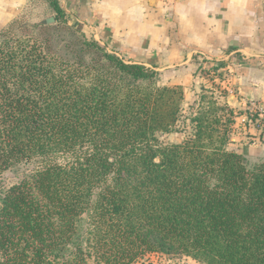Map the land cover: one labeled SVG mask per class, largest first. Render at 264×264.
I'll use <instances>...</instances> for the list:
<instances>
[{
  "label": "trees",
  "instance_id": "16d2710c",
  "mask_svg": "<svg viewBox=\"0 0 264 264\" xmlns=\"http://www.w3.org/2000/svg\"><path fill=\"white\" fill-rule=\"evenodd\" d=\"M45 1L53 24L0 32V173L40 160L1 198L0 264H137L147 253L264 264V161L248 169L228 149L235 114L220 87H200L187 138L155 146L179 119L182 86L156 84L153 67L86 39ZM87 211L92 237L72 246Z\"/></svg>",
  "mask_w": 264,
  "mask_h": 264
},
{
  "label": "crops",
  "instance_id": "0c3cea01",
  "mask_svg": "<svg viewBox=\"0 0 264 264\" xmlns=\"http://www.w3.org/2000/svg\"><path fill=\"white\" fill-rule=\"evenodd\" d=\"M28 1L0 0V30L22 12ZM57 2L68 14L70 25H82L86 37L105 43L127 61L153 67L158 76L166 77L167 81L162 85L186 87V83H190L191 87V80L197 82L203 68L199 64L192 70V61L196 58L202 59L201 62L212 61L213 66H218L219 77L213 75V79H209L211 82L216 78L221 82V70L231 71L230 63L245 59L244 65H239L240 74L232 70L234 77L230 81L222 80V101L235 114L230 142L242 143L243 149L238 151L247 161H264L261 131L238 124L239 120L248 122L244 110L264 109V79L256 75L260 69L245 63L246 60L256 63L264 59V54L257 53L264 49V0ZM206 72L208 77L213 74ZM201 86L196 87L195 93ZM237 110L243 112L237 114ZM140 261L144 264H200L188 256L172 261L157 253L146 254Z\"/></svg>",
  "mask_w": 264,
  "mask_h": 264
},
{
  "label": "rangeland",
  "instance_id": "374dc122",
  "mask_svg": "<svg viewBox=\"0 0 264 264\" xmlns=\"http://www.w3.org/2000/svg\"><path fill=\"white\" fill-rule=\"evenodd\" d=\"M48 17H53L54 18V12L49 8L48 2L45 0H29L24 9L18 16H16L14 19L11 20V22H15L16 24H27L29 26H32L34 24H39L42 20L48 18ZM65 20L66 23L72 27V28H77L79 30V33L82 34L86 39H93V38H88L85 36V33L82 30V25L79 26H72L68 22V14L65 13ZM9 22L8 24H10ZM54 21L51 23L53 24ZM8 24L0 30L7 29ZM21 27V25H20ZM24 32V31H23ZM28 33H31V29H27ZM38 32V31H34ZM25 34L28 35V33L24 32ZM109 48V47H108ZM258 54H264V49L257 51ZM125 59V58H124ZM240 61L237 62H232L230 63V67L232 70L238 72L240 74L239 68L242 67L244 64L245 59H239ZM202 59H193V64H192V70H195L199 64L203 67L202 71L200 73V76L198 75L197 82L192 81L193 85L189 87V84L186 83V87L183 88L184 92V99L181 105V110L179 113V119L176 122L175 126L172 128L171 131L165 132V133H156V141L154 142L155 146H165V145H171L174 143H180L182 140L187 138L189 134L193 130V123L190 121V117L195 113L196 111V104L198 101L200 89L198 90L197 93H195L196 87H199L200 85H206L209 87V85L212 83L209 80V77L206 76L205 74V68L208 66H212L213 64L209 62H201ZM247 62V63H246ZM245 63L250 66V67H257L260 69V71L256 74L257 78L264 79V59L257 61L254 63V60H246ZM239 65H241L239 67ZM205 70V71H204ZM228 71L226 70H221L220 71V79L221 82L218 81V78L214 81L215 84H217L219 87H223L224 84H222V80L225 79L226 81H230L232 77H234V74L232 73L233 71ZM191 75H193V72H191ZM167 81L166 77L162 76H157L155 83L158 85H162ZM169 81V80H168ZM190 81V82H191ZM184 82V80H183ZM219 82V83H218ZM185 83V82H184ZM188 85V86H187ZM235 86V85H233ZM224 88V87H223ZM198 89V88H197ZM215 91V98L218 99L220 103H223L222 101V96L218 94L219 90L223 89H216ZM259 109V110H258ZM237 114L242 113L243 110H237ZM246 114V120L248 122H242L239 120L238 124L240 127H243L244 124H247L248 126H253L257 130H260L261 132V138L264 140V109L258 108V107H253L250 108V110L246 109L244 112ZM262 115V116H261ZM263 124V125H262ZM239 127V128H240ZM239 128H236L235 130L239 131ZM249 140V138H247ZM239 140V139H237ZM241 142V141H240ZM263 142V141H262ZM234 151H238L239 149L242 148V143H238V141H235L233 144L231 142V146L228 148ZM242 154V153H241ZM243 156V155H242ZM64 158L59 157L56 159L58 162H63ZM245 161V165L248 169H252L256 164L260 162L253 163L247 161L243 157ZM40 160L38 159H30V160H23L20 162H14L8 167H6L1 173H0V206H1V198L3 197L4 191L10 187L13 184H17L20 181H22L25 178H28L30 174L39 166ZM90 225H91V220L89 218V211L85 212L84 214L81 215L79 219H77L76 222V228H77V233L74 235L72 246L75 244H81L82 248H85L87 245V238H91L92 236L89 234L90 230ZM91 243V239L90 242ZM149 254V253H147ZM161 257H166L168 256L163 253H157ZM170 259V258H169ZM144 260V259H143ZM173 261V259H171ZM145 261V260H144ZM144 261H140V259L137 261V264H144ZM147 261V260H146ZM143 262V263H142ZM148 262V261H147Z\"/></svg>",
  "mask_w": 264,
  "mask_h": 264
},
{
  "label": "water",
  "instance_id": "95a60500",
  "mask_svg": "<svg viewBox=\"0 0 264 264\" xmlns=\"http://www.w3.org/2000/svg\"><path fill=\"white\" fill-rule=\"evenodd\" d=\"M53 21H54V18L53 17H48V18L45 19V22L47 24H51Z\"/></svg>",
  "mask_w": 264,
  "mask_h": 264
},
{
  "label": "built area",
  "instance_id": "2783aa9c",
  "mask_svg": "<svg viewBox=\"0 0 264 264\" xmlns=\"http://www.w3.org/2000/svg\"><path fill=\"white\" fill-rule=\"evenodd\" d=\"M248 110H250V109H248ZM259 110V109H258ZM262 116V115H261ZM263 125V124H262Z\"/></svg>",
  "mask_w": 264,
  "mask_h": 264
}]
</instances>
